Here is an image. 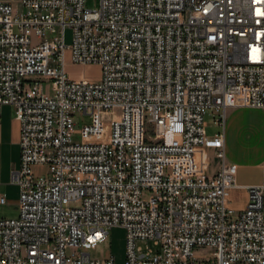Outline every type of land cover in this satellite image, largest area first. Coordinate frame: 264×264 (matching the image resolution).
Wrapping results in <instances>:
<instances>
[{"label":"built area","instance_id":"built-area-1","mask_svg":"<svg viewBox=\"0 0 264 264\" xmlns=\"http://www.w3.org/2000/svg\"><path fill=\"white\" fill-rule=\"evenodd\" d=\"M68 64H96L99 78L71 79ZM4 105L20 163L0 264H264V180L238 185L224 150L226 110L264 108V0H0ZM76 116L89 122L75 129ZM199 147L215 150L214 174ZM113 227L124 261L91 258Z\"/></svg>","mask_w":264,"mask_h":264},{"label":"crops","instance_id":"crops-1","mask_svg":"<svg viewBox=\"0 0 264 264\" xmlns=\"http://www.w3.org/2000/svg\"><path fill=\"white\" fill-rule=\"evenodd\" d=\"M207 115L206 132L212 135L219 127L215 123V114ZM19 138L20 126L14 117V108L4 105L0 108V193L5 195L7 203L0 207L9 206L13 209L15 216L17 215L19 188L10 182V176L12 170L20 163ZM224 150L225 160L237 164L236 183L238 185L250 186L263 182L264 108L230 107L226 110ZM214 154L215 150L210 147L197 149L199 168L203 173L212 175L218 170L220 160ZM231 190H239L244 195V202L241 206L232 205L240 209L246 200L245 190L241 188ZM112 256L117 263L124 261V254Z\"/></svg>","mask_w":264,"mask_h":264},{"label":"rangeland","instance_id":"rangeland-1","mask_svg":"<svg viewBox=\"0 0 264 264\" xmlns=\"http://www.w3.org/2000/svg\"><path fill=\"white\" fill-rule=\"evenodd\" d=\"M84 5L87 8H97L99 5V0H84ZM71 29L65 28L64 30V42L65 44L71 43ZM34 39V38H33ZM70 52H66V60L69 61ZM66 73L71 79L86 78L89 80H96L100 75V67L96 64L88 65H73L68 64L65 68ZM37 81L42 82L45 90H48L51 87V80L44 78H33ZM208 118V115L205 116V119ZM89 122L88 116H76L75 120V129H79L84 123ZM147 134H152L147 126ZM80 135L74 134L72 139L79 140ZM45 167H36L37 174H44ZM232 205L241 206L244 202V195L239 190H231L228 192ZM13 217L15 216L13 209L9 206L0 207V217ZM125 244H126V232L125 229L121 227H113L109 229L107 233V238L104 242L98 243L96 246L89 249L91 258L94 259H103L107 257L110 253L112 255H123L125 259ZM197 254L210 255L212 249L203 248L199 251H196Z\"/></svg>","mask_w":264,"mask_h":264}]
</instances>
